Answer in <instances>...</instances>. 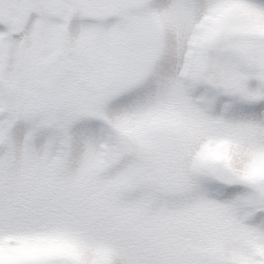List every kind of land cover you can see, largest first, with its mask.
Wrapping results in <instances>:
<instances>
[{"label": "snow or ice", "instance_id": "6c2138e0", "mask_svg": "<svg viewBox=\"0 0 264 264\" xmlns=\"http://www.w3.org/2000/svg\"><path fill=\"white\" fill-rule=\"evenodd\" d=\"M0 264H264V0H0Z\"/></svg>", "mask_w": 264, "mask_h": 264}]
</instances>
